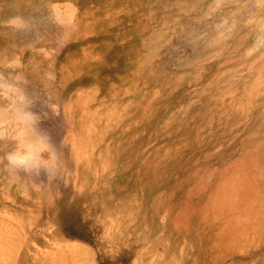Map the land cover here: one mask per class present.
<instances>
[{
	"label": "rangeland",
	"instance_id": "rangeland-1",
	"mask_svg": "<svg viewBox=\"0 0 264 264\" xmlns=\"http://www.w3.org/2000/svg\"><path fill=\"white\" fill-rule=\"evenodd\" d=\"M0 0L61 161L0 165V264H264V11L252 0ZM39 185V188L34 187Z\"/></svg>",
	"mask_w": 264,
	"mask_h": 264
},
{
	"label": "clouds",
	"instance_id": "clouds-1",
	"mask_svg": "<svg viewBox=\"0 0 264 264\" xmlns=\"http://www.w3.org/2000/svg\"><path fill=\"white\" fill-rule=\"evenodd\" d=\"M252 6L264 11V0H252ZM45 7L47 20L65 34L75 27L78 10L73 0H46ZM33 28V21L19 12L0 19V31L27 34ZM29 83L19 55L0 57V165L13 176L44 173L51 180L61 161L49 133L41 127Z\"/></svg>",
	"mask_w": 264,
	"mask_h": 264
}]
</instances>
